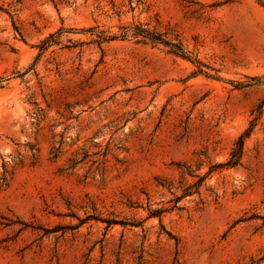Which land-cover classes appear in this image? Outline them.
<instances>
[{"label":"rangeland","instance_id":"rangeland-1","mask_svg":"<svg viewBox=\"0 0 264 264\" xmlns=\"http://www.w3.org/2000/svg\"><path fill=\"white\" fill-rule=\"evenodd\" d=\"M0 264H264V0H0Z\"/></svg>","mask_w":264,"mask_h":264},{"label":"trees","instance_id":"trees-1","mask_svg":"<svg viewBox=\"0 0 264 264\" xmlns=\"http://www.w3.org/2000/svg\"><path fill=\"white\" fill-rule=\"evenodd\" d=\"M151 39H154V40H157L156 38H151ZM166 45H169L167 44L166 42H164ZM177 53H182L181 50H176ZM235 153H237L238 155H241L242 154V147H240V150L236 151Z\"/></svg>","mask_w":264,"mask_h":264}]
</instances>
